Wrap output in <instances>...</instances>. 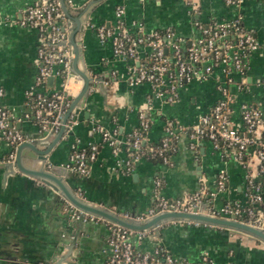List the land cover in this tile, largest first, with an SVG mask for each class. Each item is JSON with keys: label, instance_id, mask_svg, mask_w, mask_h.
I'll return each mask as SVG.
<instances>
[{"label": "crops", "instance_id": "obj_1", "mask_svg": "<svg viewBox=\"0 0 264 264\" xmlns=\"http://www.w3.org/2000/svg\"><path fill=\"white\" fill-rule=\"evenodd\" d=\"M30 2L0 0V106L13 110L12 123L26 138L12 147L0 137V264H104L109 253L107 227L114 223L105 215L146 227L142 229L150 233L141 248L152 250L161 244L179 264H202L204 254L213 264H264V238L249 231L201 220L187 223L191 218L165 213L142 223H132L122 216L125 212H145L153 204L155 179L160 180L163 195L183 198L202 187L213 190L221 169L226 184L212 202L216 206L233 200L248 202L247 177L264 193V175L258 173L254 144L238 159L234 148L226 144L213 148L209 141L202 140L191 149L183 135L169 163L141 159L130 172L122 173L117 162L128 151L121 146L113 155L95 129H117L123 137L138 125L139 114L143 113L150 122L146 142H157L166 120L181 127L194 124L221 98V88H226L233 128L243 132L242 105L255 107L264 115V0H242L238 10L223 0H61L59 22L69 65L79 49L77 74L84 73L92 82L84 105L79 107L82 99L77 101L76 118L68 115L69 101L63 108L62 125L49 133L40 131L34 120L21 118L27 110L26 91L32 87L39 66L37 31L18 24ZM117 6L124 9L120 21L129 33L137 34L140 27L143 31L170 29L187 39L198 33L195 21H224L239 12L243 27L254 36L258 49L248 56L242 75L231 74V82L220 68H215L207 80L180 86L177 100L167 103L157 98L148 84L129 86L133 62L114 57L110 43L98 41L95 26L114 25ZM146 52L145 47L139 48V60ZM77 74L70 75L68 69L66 75L72 99L78 97L83 85ZM54 77L52 83L45 81L38 89L46 95L60 93L61 78ZM72 121L76 123L69 128ZM72 144L98 147L97 158L85 175L66 168ZM36 153H45L46 159H37ZM40 173L48 175L51 184H45ZM78 189L83 199L77 195ZM69 197L100 213L77 209ZM205 202L194 215H205ZM254 208L263 210L264 199L254 203ZM70 209L76 212L66 216ZM82 213L84 219L80 218ZM250 226L264 232V221L260 227Z\"/></svg>", "mask_w": 264, "mask_h": 264}, {"label": "built area", "instance_id": "obj_2", "mask_svg": "<svg viewBox=\"0 0 264 264\" xmlns=\"http://www.w3.org/2000/svg\"><path fill=\"white\" fill-rule=\"evenodd\" d=\"M223 1L237 10L242 2ZM123 12L124 9L117 6V21L114 25L95 26L98 41H108L114 57L133 62L129 67V86L148 84L155 96L167 103L177 100L180 86L194 80H207L215 68H220L227 76V82H231V74L237 72L242 75L248 56L258 49L254 36L243 27L242 15L239 12L224 21H211L206 24L195 21L194 26L198 33L191 39L176 36L170 29L143 31L140 27L137 34L129 33L120 21ZM61 18V0H31L18 21L20 26L35 28L37 31L36 56L39 64L33 85L26 91L27 110L21 118L34 120L39 130L46 133L59 129L62 125L63 108L68 105V102L63 103L61 100L63 92H69L66 77L69 69V51L64 48L65 38L59 22ZM140 47H145L147 52L144 59L139 60ZM49 76L61 78L60 93L46 95L38 89ZM2 95L3 89L0 88V97ZM221 95L207 112L200 114L196 122L188 127H181L170 119L166 120L164 133L157 142H146L150 122L143 113L139 114L138 125L123 137H120L117 129H107L103 126H97L95 129L100 133L101 140L111 148L113 155L118 154L121 146L128 151L129 154L117 162V169L122 173L130 172L141 159H156L169 163L171 154L176 151L177 141L184 135L189 139L191 149H195L197 143L202 140L209 141L213 148L226 144L234 148L238 159H242L249 145L254 144L258 173L264 175V115L255 107L242 105L241 119L244 131L236 130L231 121V101L226 88H221ZM13 118L12 109L0 106V137L15 147L26 138L14 127ZM75 123L76 121H72L68 127L71 128ZM251 134H255V138H252ZM97 154L96 144L85 148L72 144L66 168L79 175H85L89 164L96 160ZM9 156L12 159L11 153ZM225 184L226 174L221 169L213 190L202 187L183 198L169 199L161 193L160 180L155 179L153 204L145 212H125L122 216L132 223H142L162 213L196 214L206 201L205 215L209 217H233V220L240 223L260 227L264 219V209L257 211L254 208V203L264 199L260 185L249 176L245 191L248 202L233 200L216 206L212 200L224 189ZM77 195L84 198L80 189ZM186 221L199 223L192 219ZM107 228L106 243L109 253L104 264H179L161 244L155 245L152 250L141 248L150 233L147 229H133L117 223H109ZM201 263L213 264L205 254Z\"/></svg>", "mask_w": 264, "mask_h": 264}, {"label": "water", "instance_id": "obj_3", "mask_svg": "<svg viewBox=\"0 0 264 264\" xmlns=\"http://www.w3.org/2000/svg\"><path fill=\"white\" fill-rule=\"evenodd\" d=\"M80 45V42L77 44L76 47H78ZM79 49H77L76 51V56L75 58L70 62L69 65V74L70 75H74L77 74V68H76V61L81 58V51H78ZM80 76V78L83 80V85L81 90L78 93V97L72 99V97L70 95H68L66 92H63V96H62V102L66 103L70 101L69 104V112L68 115H70V113H72V115L74 116L73 118H76V114L79 112V107H82L84 105V101L86 99V91L88 89V87L91 85V80L89 79V77L87 75H85L84 73H80L77 74ZM55 77L54 76H49L46 80L47 83H52L54 81ZM61 84V82H60ZM92 85H94L92 83ZM60 88V87H59ZM78 99H82L83 103L81 104V106L76 107L77 101ZM73 100H75L73 102ZM37 156V159H41V160H45L46 157H44L45 153H36L35 154ZM34 158V156H32ZM40 176L42 177V179L44 180L43 182L45 184H51L48 179H50V177L48 175H45V173H40ZM58 185V184H57ZM54 188H58L56 185H53ZM59 186V185H58ZM70 201L73 203V205L77 208V209H82V211H90V212H94V213H100L98 211H95L94 209H91V207H87V205H85L84 203H80L79 201L73 199L72 197H69ZM75 209H70L67 213L66 216L69 215H73L75 213ZM83 214V215H82ZM80 218L83 219L84 217V213H82ZM167 215H172V216H178V217H187V218H191V219H195V220H201L204 222H209V223H214V224H219V225H226L228 227L232 226V227H236L238 229H242V230H246L249 231L251 233H254L255 235H258L262 238H264V232L258 229H255L254 227L244 224V223H240L238 221L231 219H221V218H214V217H209L207 215H194V214H182V213H165ZM108 219L112 220L114 223H117L119 225L128 227V228H133V229H142L144 226H139L137 227L135 224H131L128 223L118 217H111L108 215H105ZM264 221V220H263ZM146 228V227H144Z\"/></svg>", "mask_w": 264, "mask_h": 264}, {"label": "trees", "instance_id": "obj_4", "mask_svg": "<svg viewBox=\"0 0 264 264\" xmlns=\"http://www.w3.org/2000/svg\"><path fill=\"white\" fill-rule=\"evenodd\" d=\"M31 100H32V99H31ZM155 161H158V160L155 159Z\"/></svg>", "mask_w": 264, "mask_h": 264}]
</instances>
